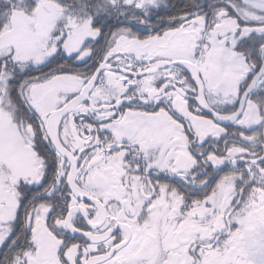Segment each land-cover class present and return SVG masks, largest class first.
<instances>
[{"label":"snow or ice","instance_id":"1","mask_svg":"<svg viewBox=\"0 0 264 264\" xmlns=\"http://www.w3.org/2000/svg\"><path fill=\"white\" fill-rule=\"evenodd\" d=\"M0 264H264V0H0Z\"/></svg>","mask_w":264,"mask_h":264},{"label":"flooded vegetation","instance_id":"2","mask_svg":"<svg viewBox=\"0 0 264 264\" xmlns=\"http://www.w3.org/2000/svg\"><path fill=\"white\" fill-rule=\"evenodd\" d=\"M181 0H168V3L170 4H179Z\"/></svg>","mask_w":264,"mask_h":264}]
</instances>
